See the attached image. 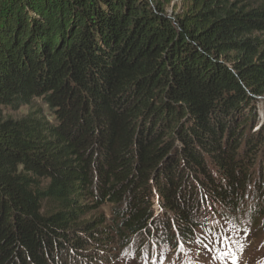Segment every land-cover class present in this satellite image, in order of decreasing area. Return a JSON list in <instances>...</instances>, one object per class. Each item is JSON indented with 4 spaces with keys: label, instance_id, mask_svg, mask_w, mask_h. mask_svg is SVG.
Wrapping results in <instances>:
<instances>
[{
    "label": "trees",
    "instance_id": "1",
    "mask_svg": "<svg viewBox=\"0 0 264 264\" xmlns=\"http://www.w3.org/2000/svg\"><path fill=\"white\" fill-rule=\"evenodd\" d=\"M170 3L0 0V264L264 224V0Z\"/></svg>",
    "mask_w": 264,
    "mask_h": 264
},
{
    "label": "rangeland",
    "instance_id": "2",
    "mask_svg": "<svg viewBox=\"0 0 264 264\" xmlns=\"http://www.w3.org/2000/svg\"><path fill=\"white\" fill-rule=\"evenodd\" d=\"M182 5V0H171L170 5L167 6L168 12L179 14ZM258 106L264 111V104L259 103ZM27 111L28 109L24 108L15 114L9 113L13 117H18L26 114ZM155 208V215L161 216L162 212L157 204ZM100 213L111 218L109 204L99 208L97 214ZM93 214L90 213L86 218ZM206 226L205 230H197L194 243L184 245L183 249L179 245L174 249L170 245L158 244L149 251L147 249L142 251L137 246L122 249L116 243L106 244L100 249L102 255L95 264H153L154 261L160 264L161 256H163V264H186L189 260L192 264H232L231 255H221L225 251L235 254L237 264H264V224L256 228L244 218L232 222L213 217ZM197 239L203 243L197 244ZM221 240L223 244L220 243ZM229 241H231L230 245Z\"/></svg>",
    "mask_w": 264,
    "mask_h": 264
},
{
    "label": "snow or ice",
    "instance_id": "3",
    "mask_svg": "<svg viewBox=\"0 0 264 264\" xmlns=\"http://www.w3.org/2000/svg\"><path fill=\"white\" fill-rule=\"evenodd\" d=\"M210 231H211V229H210ZM196 243L197 244H202L203 242L200 241L199 239H197ZM220 243L223 244V240H221ZM230 244H231V241H229V245ZM179 247L181 249H183L184 245L183 244H180ZM204 247H207V245H204ZM221 255L222 256H229V255H231L232 264H237V260H236V257H235V254L234 253H230L229 251H225ZM153 264H156V262L154 261ZM160 264H163V256H161V258H160ZM186 264H192V261L189 260V261L186 262Z\"/></svg>",
    "mask_w": 264,
    "mask_h": 264
}]
</instances>
